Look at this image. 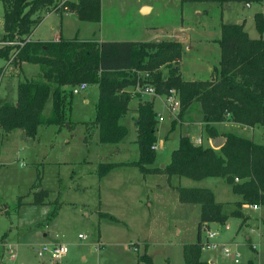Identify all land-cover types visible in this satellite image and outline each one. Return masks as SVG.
<instances>
[{
  "label": "rangeland",
  "instance_id": "rangeland-1",
  "mask_svg": "<svg viewBox=\"0 0 264 264\" xmlns=\"http://www.w3.org/2000/svg\"><path fill=\"white\" fill-rule=\"evenodd\" d=\"M144 3L153 6L151 13H140L139 7ZM56 11L42 14L41 23L32 33V41L74 38L94 41L101 35L141 41H173L183 37L191 46L189 50L182 47L179 59L184 80L205 79L218 65L219 46L213 40H206L220 39L222 24L241 21L250 39L264 40V32L260 34L254 25L256 13L264 16V0L250 7L242 3H181L180 0H100L99 23L80 21L74 13ZM3 34L0 0V46ZM11 61L0 59V99L15 102L19 82L37 77L40 67L29 63L18 67V63ZM159 70L166 75L165 65ZM127 90L133 98L141 97L134 88ZM98 91L97 85H88L85 91L73 95L69 117L74 125L72 130L39 126L34 138L26 137L22 130H15L5 140L0 136V264H53L48 255L39 257L38 251L41 245L54 243H64L69 249L67 257L54 264H146L138 259L144 254L150 257L152 264H184L183 246L196 243L200 208L180 205L176 189L169 187L165 175L155 176L153 179L159 186L151 187L152 181L144 180L137 168L124 166L113 170L103 182L98 181L94 173L98 162H132L138 158L133 112L121 122L128 129V135L123 142L126 151L118 155L119 158L110 156L108 151L120 145H101L97 128L91 122L81 123L94 118ZM147 98L154 101L155 111L160 115L156 145L163 142L164 148L157 150L158 163L169 162L180 137L194 140L205 134L208 138L203 125L202 129L200 126L202 113L198 103H193L180 121L177 119L179 110L171 113L164 105V95L142 97ZM85 99L89 100L87 104ZM134 104L133 99L130 106ZM50 112L51 98L43 115L47 117ZM236 128L230 131L264 145V127L247 132L239 126ZM83 157L90 163H83ZM220 180L216 179L209 189L229 212L238 197ZM36 189L40 193H35ZM56 206L55 216L49 219ZM98 208L106 215L99 217L98 211L95 212ZM244 213L248 221L243 226L240 220L230 219L225 224L209 223L202 227L203 243L207 230L217 235L209 240L215 247L202 249L201 261L205 264H210L211 260L213 264H264V207L253 211L247 206ZM79 235L85 239H79ZM224 246L231 249L232 256L239 255L237 263L234 257L223 254Z\"/></svg>",
  "mask_w": 264,
  "mask_h": 264
},
{
  "label": "trees",
  "instance_id": "trees-1",
  "mask_svg": "<svg viewBox=\"0 0 264 264\" xmlns=\"http://www.w3.org/2000/svg\"><path fill=\"white\" fill-rule=\"evenodd\" d=\"M181 3H242L251 5L261 0H180ZM4 34L0 59L11 63H29L40 67L37 77L19 82L16 101L0 99V136L22 130L34 138L39 126L74 129L69 119L73 94L70 87L80 83L98 86V99L92 125L98 129L100 144H118L128 135L119 120L128 112L133 98L127 88L135 86L140 74H148L144 83L155 88L157 96L167 95L171 89L179 94L178 120L193 103H198L202 125L209 139L219 136L216 124L232 122L254 128L264 127V40H252L244 23L222 24L219 67L206 81H185L179 71L183 51L177 41L97 42L59 39L57 41H26L42 21V14L67 11L80 21L99 23L100 0H78L77 4L62 0H2ZM61 4V6H60ZM60 6V7H59ZM254 25L264 32V16L254 15ZM22 43L23 45H6ZM166 67V75L159 70ZM215 76V77H214ZM68 88V89H66ZM51 98V112L43 111ZM175 121H173L174 125ZM158 120L151 101H140L136 108V145L139 156L127 164H100L97 176L102 178L121 165L138 169L143 175L163 174L194 181L222 179L241 201L232 203L230 212L217 203L211 190L177 187L181 204L200 208L196 243L183 246L184 264H205L201 261L203 242L200 237L205 224H225L238 219L248 221L242 207H264V145L233 133H224L225 144L219 149L193 144L188 137H180L178 147L170 154L168 164L152 168L156 160ZM86 139V137H85ZM39 179V176H38ZM21 200L18 201V206ZM53 208L50 218L56 214ZM113 220V218H111ZM152 264L146 254L138 258ZM248 264H253L249 262Z\"/></svg>",
  "mask_w": 264,
  "mask_h": 264
},
{
  "label": "crops",
  "instance_id": "crops-1",
  "mask_svg": "<svg viewBox=\"0 0 264 264\" xmlns=\"http://www.w3.org/2000/svg\"><path fill=\"white\" fill-rule=\"evenodd\" d=\"M181 2V1H180ZM246 6V5H245ZM251 5H247L246 7H250ZM144 8H146L148 11V13H151L152 12V10H153V6L152 5H150V4H148V3H144V4H141L140 5V7H139V11H140V13L142 12V10L144 9ZM142 14V13H141ZM100 20H101V18H100ZM41 23V22H40ZM39 23V24H40ZM239 23H242L241 21H239ZM180 30H182L183 32H184V30L181 28ZM34 32V31H33ZM32 32V33H33ZM32 37H33V35L31 34L30 35V37H29V39L32 41ZM209 40H213L214 42H216L217 44H218V41L220 40V39H208V40H206V41H208L209 42ZM57 41V40H56ZM83 41H85V40H83ZM94 41H97V42H122V41H131V42H148V41H141V40H136V39H124V40H122V39H111V38H109V37H107V35H101V37H98L97 38V40H94ZM173 41H177V42H179V43H181L182 44V47L183 48H186V49H191V46H189L188 44H186L185 42H186V40L182 37V38H180L179 37V39H176V40H173ZM2 45V44H1ZM219 46V45H218ZM219 60H220V56H219ZM11 61V60H10ZM7 63H9L8 61H7ZM11 64V63H10ZM179 64L180 63H178V66H179ZM17 66L18 67H20V65L19 64H17ZM219 67V61H218V65L217 66H215V67H213V69L211 70V74H209V77H206L205 79H194V78H191V79H188V80H185V81H206V80H210L211 78H212V76L213 75H215L214 73H213V70L214 69H216V68H218ZM179 71H180V66H179ZM215 77V76H214ZM184 80V79H183ZM66 89H68V88H66ZM127 90V89H126ZM128 91V90H127ZM131 93V92H130ZM143 96H150V97H157V95H148V94H141V97H137V99L136 98H132L131 99V101H130V103L133 101V99L135 100V104H134V106H130V103H129V105H128V112H127V114L125 115V116H123L120 120H119V123L121 124V125H123L121 122H122V120L123 119H125L126 118V116L128 115V113H131V112H133V114L131 115V117H134L135 115H136V108H137V105H138V103L140 102V101H150L149 100V98H147L148 100H145V99H142V97ZM164 98H165V95H164ZM3 99V98H2ZM5 99V98H4ZM97 99H98V97H97ZM97 99H96V102H97ZM84 102L87 104L88 102H89V100L88 99H85L84 100ZM152 103H153V109H154V111H155V108H154V101L152 100L151 101ZM95 105H96V103H95ZM165 105V104H164ZM95 108V107H94ZM188 111V110H187ZM186 111V112H187ZM156 112V111H155ZM186 112H185V114H186ZM185 114L182 116V118L180 119V121H183V118H184V116H185ZM156 115H157V118L160 116V115H158L157 113H156ZM94 117H95V110H94ZM128 117V116H127ZM178 119V118H177ZM94 121V118L93 119H89V120H85V121H83V122H81V123H89V122H93ZM123 126H125V125H123ZM200 126H201V129H202V120H201V123H200ZM240 127L241 129H243L244 131H246L247 132V130L248 129H250L251 131H254V129L255 128H258V127H254V128H250V127H246V126H242V125H239V124H235V123H232V122H224V123H220V124H216L215 125V128H216V130L219 132V133H222V134H224V133H233L232 131H230V130H235V129H237L236 127ZM126 127V126H125ZM98 130V129H97ZM128 130V129H127ZM15 131V130H14ZM14 131H12L11 133H13ZM135 132H136V130H135ZM11 133H9V134H6V135H4L3 136V138H4V140L6 139V138H8V136L11 134ZM233 134H235V133H233ZM237 135V134H236ZM136 137H137V132H136ZM187 137V136H186ZM219 137H222V136H219ZM189 138V137H188ZM198 139H200L201 140V145H202V143L203 144H205V147H208V145H210V140L211 139H209V138H207L206 136H205V134H204V137H199V138H196V139H194V140H191V139H189L193 144H195V142L198 140ZM4 140H3V142H4ZM252 141H253V139H252ZM3 142L1 143V145L3 144ZM99 142V141H98ZM123 142H124V140L122 141V142H120V143H118V144H114L115 145V147H116V145H120V146H117L116 148H115V150H111V151H108V153H109V155L110 156H114V157H116V158H119V156L118 155H120V154H122L123 155V153L126 151V147L123 145ZM135 142H136V139H135ZM156 144V143H155ZM101 145H111V144H101ZM197 145V144H196ZM210 147V146H209ZM164 148V143L163 142H161V143H159V145H156V149H155V151H156V153H157V150L159 149H163ZM120 151H122V153L120 152ZM172 152V151H171ZM171 154V153H170ZM138 156H139V152H138ZM138 159V158H137ZM170 159V158H169ZM136 161V160H135ZM82 162L83 163H90V162H88V160H87V158L86 157H83V159H82ZM132 162H134V161H132ZM127 163H130V162H127V161H112V162H108V163H104V162H98L97 164H96V170L94 171V173L97 175V170H98V166L100 165V164H127ZM168 164V163H167ZM166 165V164H165ZM164 164H162V163H158V157H157V154H156V160H155V162H154V164L151 166L152 168H162L163 166H165ZM0 166H1V164H0ZM125 165H121V166H119V167H116V168H114V169H112L111 171H109L105 176H103L102 178H99L98 176H97V178H98V181L99 182H103V180H105L106 179V177L113 171V170H115V169H119V168H123ZM90 173L92 174V172L90 171ZM159 175H163V174H150V175H146V176H143L142 178L144 179V180H146V181H152V185H151V187H153V186H159V184H156V182H157V180H154L153 178L155 177V176H159ZM148 177V178H147ZM210 180H212V181H210ZM204 179V180H201V181H194V180H190V179H187V178H176V177H172L170 180H167V183H168V185H169V187L170 188H172V189H176L177 187H183V188H203V189H209V187H210V185H212L213 183H216V179ZM210 181V182H209ZM220 181H224V180H220ZM225 182V181H224ZM226 183V182H225ZM207 184H209V186L208 187H205L204 185H207ZM228 185V184H227ZM229 186V185H228ZM230 187V190H231V186H229ZM33 188V187H32ZM37 190V189H36ZM209 190H211V189H209ZM176 191V193H177V190H175ZM232 192V191H231ZM35 193H40V190H37ZM213 193V192H212ZM177 195H178V193H177ZM213 195H214V193H213ZM235 195V194H234ZM237 197H238V200L237 201H235V202H239V201H241V197L240 196H238V195H236ZM214 199H215V196H214ZM215 201H216V199H215ZM179 202V201H178ZM217 202V201H216ZM33 203H36V201H34ZM180 203V202H179ZM217 203H219V202H217ZM37 204V203H36ZM147 205L148 206H150L151 204L148 202L147 203ZM177 205H179V204H177ZM180 205H182V204H180ZM191 205H193V204H191ZM18 206V205H17ZM19 207V206H18ZM53 207V206H52ZM56 208H57V206H56ZM262 207H259V209H261ZM245 209H247V206L246 205H244L243 207H242V211H243V213H244V211H245ZM248 209H250L249 207H248ZM103 209L101 208H98V209H96L95 210V212H97L98 211V214H99V217H102V216H104V215H106L105 214V212H103L102 211ZM231 211V210H230ZM229 211V212H230ZM245 214V213H244ZM246 215V214H245ZM246 216H248V215H246ZM245 224H247V222L245 223ZM244 224V225H245ZM241 225V224H240ZM243 226V225H242ZM45 237V236H44ZM54 244H59V243H54ZM62 244V243H61ZM64 244V243H63ZM145 250H146V248H144ZM213 260H211L209 263L210 264H213ZM53 264H54V262H53Z\"/></svg>",
  "mask_w": 264,
  "mask_h": 264
},
{
  "label": "built area",
  "instance_id": "built-area-1",
  "mask_svg": "<svg viewBox=\"0 0 264 264\" xmlns=\"http://www.w3.org/2000/svg\"><path fill=\"white\" fill-rule=\"evenodd\" d=\"M26 41H30L29 38L26 39ZM23 45L22 43H7L6 45ZM4 45V44H3ZM145 78H148V74H140V80L136 82L135 86L132 87L136 90V92L141 93V94H148V95H156L155 94V88L152 84L150 83H144L143 80ZM88 88V85L86 83H80L78 85H75L72 87L71 92L73 95H78L80 92L85 91ZM166 108L171 112H175L176 110L180 109V100H179V94L176 90L171 89L167 95H165V102H164ZM195 144L201 145V140L198 139ZM153 149H156V144L153 145ZM248 206V205H247ZM251 210L257 211L259 209L258 206L256 205H249L248 206ZM217 233L216 232H210L207 230V237H206V242L203 243V249L209 248V247H215V244L211 245L209 243L210 239H214L216 237ZM79 239H85V236L79 235ZM222 252L225 256L230 257L232 256L231 249L224 246L222 247ZM9 253L13 255L12 251H9ZM69 253L68 246L66 244H51V245H41L39 251H38V256L42 257L44 255H48L50 259L54 262H59L67 257ZM238 254H234L232 257H234V261L237 263V257Z\"/></svg>",
  "mask_w": 264,
  "mask_h": 264
},
{
  "label": "water",
  "instance_id": "water-1",
  "mask_svg": "<svg viewBox=\"0 0 264 264\" xmlns=\"http://www.w3.org/2000/svg\"><path fill=\"white\" fill-rule=\"evenodd\" d=\"M147 10L146 8H144L142 10V12H147L145 11ZM226 142L225 137H216L210 140V146L212 149H220Z\"/></svg>",
  "mask_w": 264,
  "mask_h": 264
},
{
  "label": "bare ground",
  "instance_id": "bare-ground-1",
  "mask_svg": "<svg viewBox=\"0 0 264 264\" xmlns=\"http://www.w3.org/2000/svg\"><path fill=\"white\" fill-rule=\"evenodd\" d=\"M145 11H148V10H145Z\"/></svg>",
  "mask_w": 264,
  "mask_h": 264
}]
</instances>
